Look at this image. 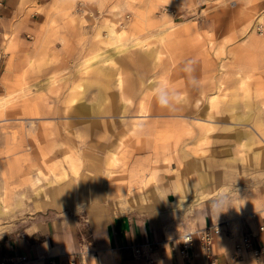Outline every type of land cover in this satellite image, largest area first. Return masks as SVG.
<instances>
[{
	"label": "rangeland",
	"instance_id": "1",
	"mask_svg": "<svg viewBox=\"0 0 264 264\" xmlns=\"http://www.w3.org/2000/svg\"><path fill=\"white\" fill-rule=\"evenodd\" d=\"M39 11L40 41L22 56L10 43L0 61V245L54 215L37 217L32 195L17 206L10 200L20 192L12 170L25 172L22 158L35 165L33 178L45 170L53 179L83 166L98 144L120 164L133 151L165 163L189 153L196 172L204 162L213 172L227 166L238 176L217 197L224 192L227 208L247 216L260 208L264 0H52ZM161 85L178 97L170 107L156 99ZM142 102L150 113L139 111ZM70 210L87 233L82 209Z\"/></svg>",
	"mask_w": 264,
	"mask_h": 264
},
{
	"label": "crops",
	"instance_id": "2",
	"mask_svg": "<svg viewBox=\"0 0 264 264\" xmlns=\"http://www.w3.org/2000/svg\"><path fill=\"white\" fill-rule=\"evenodd\" d=\"M5 1L0 17L1 62H7L10 57L7 52L10 43L17 44L13 55L22 56L25 47L40 41L43 28L39 9L52 0ZM139 111L150 113L152 108L142 102ZM207 115L214 117L212 112ZM101 146L94 147L103 152L91 150L88 156L82 157L83 166L72 163L70 171H61L53 179L45 170L33 178L30 173L35 165L23 163L22 158L25 172L12 170V184L13 190L23 191V195L15 192L10 200L17 206L25 201V194L32 195L29 199L37 206L34 207L37 217H44L47 211L54 215L31 220L24 237L0 245V255L26 257L14 264H47L49 260L55 264H206L200 257L197 242L191 255L182 257L178 252L179 240L184 232L219 224L221 232L214 243L218 264H264V260L257 261L250 251L240 259L234 256L235 244L245 232L258 234L264 218L260 214L264 212H257L264 208V198L254 200L255 207L260 208L252 211L251 216L243 210L226 208L218 212L211 207L216 191L228 190L232 185L228 182L238 176L237 172L227 166L213 172L207 162L196 172L189 153L180 156L172 153V158L165 163L159 156L136 158L131 155L133 151H128L129 156L120 164L122 157L115 159L114 152L102 149L109 145ZM1 164L0 161V167ZM5 197L0 192V215L5 210ZM72 207L82 209L87 233H79V222L70 210ZM263 237L264 233L257 240ZM146 242L156 244L150 255L152 263L134 256L129 247Z\"/></svg>",
	"mask_w": 264,
	"mask_h": 264
},
{
	"label": "built area",
	"instance_id": "3",
	"mask_svg": "<svg viewBox=\"0 0 264 264\" xmlns=\"http://www.w3.org/2000/svg\"><path fill=\"white\" fill-rule=\"evenodd\" d=\"M5 0H0V17L5 9ZM221 232V226L219 224H213L204 227L200 230H189L184 232L179 240L178 252L182 257L188 258L191 255V251L194 248L195 242L198 243L200 248V257L206 260V264H218V258L214 252V243L216 235ZM264 233V218L259 225L258 234H254L251 231L245 232L242 236V240L235 244V258L240 259L247 251H250L252 256L257 261L264 260V237L257 240V236ZM134 256L144 257L147 263H152L153 260L150 257L152 251L156 248V244L153 242H146L142 244H131L129 246ZM25 256H15L12 254H1L0 264H14L25 260ZM47 264H55L53 260H49Z\"/></svg>",
	"mask_w": 264,
	"mask_h": 264
},
{
	"label": "clouds",
	"instance_id": "4",
	"mask_svg": "<svg viewBox=\"0 0 264 264\" xmlns=\"http://www.w3.org/2000/svg\"><path fill=\"white\" fill-rule=\"evenodd\" d=\"M154 94L160 106L162 107H170L176 99H178L177 95L171 92L166 86H157L154 89ZM230 206L229 197L225 193H220L216 200L213 201L211 207L214 209H218L220 211L226 210V208Z\"/></svg>",
	"mask_w": 264,
	"mask_h": 264
},
{
	"label": "bare ground",
	"instance_id": "5",
	"mask_svg": "<svg viewBox=\"0 0 264 264\" xmlns=\"http://www.w3.org/2000/svg\"><path fill=\"white\" fill-rule=\"evenodd\" d=\"M264 17L263 16H261L259 19H258V21H259V23H261V25H262V23H264V19H263ZM119 79V78H118ZM120 80V79H119ZM119 80H118V82H119ZM122 82V81H121ZM121 86V85H120Z\"/></svg>",
	"mask_w": 264,
	"mask_h": 264
}]
</instances>
